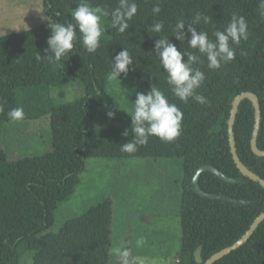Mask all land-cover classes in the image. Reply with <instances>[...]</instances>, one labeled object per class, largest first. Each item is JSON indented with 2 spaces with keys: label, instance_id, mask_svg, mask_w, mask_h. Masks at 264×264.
Wrapping results in <instances>:
<instances>
[{
  "label": "trees",
  "instance_id": "16d2710c",
  "mask_svg": "<svg viewBox=\"0 0 264 264\" xmlns=\"http://www.w3.org/2000/svg\"><path fill=\"white\" fill-rule=\"evenodd\" d=\"M42 1L49 18L46 24L0 37V264H25L27 256L31 264H112L111 199L69 219L59 231L48 232L61 204L75 194L90 158L182 160L183 238L178 264H199L195 258L199 247L205 264L213 255L238 242L264 213V187L238 169L229 136L234 100L243 93H254L262 113L258 146L264 151V17L260 15L264 9L260 8V0H135L138 13L129 21L125 33L119 34L112 28V37L101 38L94 54L88 53L78 39L69 56L54 64L43 58L36 60L38 53L42 57L50 54L45 52L49 48L50 23L71 22L72 10L82 2L110 12L119 0ZM157 2L161 7L159 15L152 12ZM197 12L210 17L207 24L203 18L193 24L197 32H207L210 40H215V31H224L233 13L243 16L248 25V39L233 45L236 55L232 62L211 70L206 57L201 56V62L193 65L206 77L197 89V94L206 98L205 104L192 98L185 103L175 97L156 51V41L166 38L182 53L198 55L189 47L191 34L187 30ZM101 19L111 25L110 16ZM180 19L185 21V29L183 39L177 40L176 24ZM156 22L164 25L161 33L149 31ZM124 49L133 59L129 72L135 69L136 94L147 93L155 85L182 111V131L175 142L150 137L147 145L138 146L134 153H125L120 145L132 140V132L124 141L100 136L107 116L108 75L115 56ZM187 59L184 55L185 62ZM74 82L81 84L85 93L74 102L55 106L47 101L43 111L34 114L28 113L19 100L21 89H28V98L35 99L44 88L65 87ZM17 106L24 109L23 120L47 114L52 128L50 151L9 161L2 147L3 127L10 122L7 112ZM254 126L255 108L250 100H244L234 126L238 154L247 168L264 179V157L255 155L251 147ZM203 166L215 167L236 181L228 183L204 172L199 181L203 191L255 204L242 206L198 195L194 178ZM255 242L261 243L260 251L252 248ZM215 264H264V222L247 244Z\"/></svg>",
  "mask_w": 264,
  "mask_h": 264
},
{
  "label": "rangeland",
  "instance_id": "374dc122",
  "mask_svg": "<svg viewBox=\"0 0 264 264\" xmlns=\"http://www.w3.org/2000/svg\"><path fill=\"white\" fill-rule=\"evenodd\" d=\"M48 21L42 0H0V37L32 30ZM101 26V38H111L113 32L109 22L101 19ZM27 90L18 92L19 100L28 113L34 114L42 112L47 101L58 106L85 95L82 85L75 82L65 87L44 88L35 99L28 98ZM136 90L134 71L127 76L121 75L120 80L110 81L106 114L114 112L115 117L106 116L100 136L119 141L130 138L132 122L126 112L131 113ZM38 100H42L40 105ZM51 129L47 114L34 120L5 123L2 147L9 161L50 151ZM125 130L129 131L127 137L123 135ZM182 164L181 159L172 158L88 159L75 194L61 204L55 214V224L48 232L59 231L69 219L84 214L105 199H111L114 210L112 249L127 247L133 256L143 257L146 264H178L183 238L180 216ZM111 263L119 264L112 253ZM25 264H31L29 256Z\"/></svg>",
  "mask_w": 264,
  "mask_h": 264
},
{
  "label": "clouds",
  "instance_id": "9594fccd",
  "mask_svg": "<svg viewBox=\"0 0 264 264\" xmlns=\"http://www.w3.org/2000/svg\"><path fill=\"white\" fill-rule=\"evenodd\" d=\"M260 8L264 9V0H260ZM152 12L155 15L161 13V7L157 2ZM138 13V5L135 0H119L118 6L110 12L99 7H91L86 2L80 3L71 12V22L50 23L51 36L47 43L49 48L45 50L50 53L45 56L37 54L36 60L42 58L48 63H57L63 58L68 57L74 48V42L82 40L85 50L94 54L100 47L103 28L101 26V17L110 16L111 26L117 33L123 34L129 28V21ZM57 16L60 13H56ZM260 15L264 17V12ZM47 19V17H42ZM203 18L204 23L210 22V17L202 16L197 12L191 23H188L187 30L191 34L188 41L189 47L196 50L197 54L182 53L175 44L169 42L166 38L156 41V51L159 54L161 65L167 73V83L171 86V91L175 97L182 102H188L192 98L199 104H205L206 98L197 94L206 77L199 68H194V64L201 62L200 57L204 56L208 62V68L218 70L223 64L232 62L235 59L236 50L233 45H239L241 40L248 39V25L243 16L236 13L232 14L231 21L224 31H215V40H210L207 32H197L193 24H198ZM163 23H153L150 32L161 33ZM77 29L79 35L77 34ZM185 21L180 19L176 24V39H183V30ZM187 55V62L184 60ZM133 64L130 53L124 49L116 56L111 72L108 75L110 81L120 80L121 74L127 76L129 66ZM135 71V69H132ZM131 132L133 138L120 145V149L125 153H134L138 146L147 145L150 137L159 138L162 142H175L181 135L183 113L176 104L170 103L165 94L155 85L151 86L147 93L138 92L133 102L131 113ZM108 117L113 119L114 112H108ZM10 121L18 122L25 118L22 107H13L7 112ZM123 135L127 137L129 131L125 130ZM140 243H143L141 241ZM110 252L116 256L119 264H146L143 257L133 256L131 249L127 247H116Z\"/></svg>",
  "mask_w": 264,
  "mask_h": 264
},
{
  "label": "water",
  "instance_id": "95a60500",
  "mask_svg": "<svg viewBox=\"0 0 264 264\" xmlns=\"http://www.w3.org/2000/svg\"><path fill=\"white\" fill-rule=\"evenodd\" d=\"M244 100H250L255 108V126H254V133H253V138L251 141V147L255 155L259 157H264V151L261 150L258 146V137L260 133V128H261V119H262V113H261V106H260V101L257 95L251 92H246L241 95H239L233 102V107H232V112H231V118L229 120V136H230V146H231V151L233 154L234 161L238 167V169L241 171L243 175L246 177L250 178L251 180L258 182L264 187V179H262L259 175L255 174L252 172L249 168L245 166V164L242 162L239 154H238V149L236 146V138H235V132H234V126L236 123L237 115L239 112V108L241 103ZM204 172H211L218 176L220 179L223 181H226L228 183H236L235 180L228 178L225 176L222 172H220L217 168L212 167V166H203L202 168L199 169L197 172L195 178H194V186L196 189V192L198 195H200L203 198H208L211 200H219V201H225L229 203H233L236 205H242V206H249L255 204L254 202H246V201H241V200H236L224 195H215V194H210L205 191H203L200 187V178L201 175ZM264 222V213L261 214L252 224L251 228L249 231L234 245L223 249L222 251L216 253L213 255L208 261H206L205 264H215L217 261L223 259L224 257L230 255L233 251H236L240 249L242 246L248 243V241L251 239L255 231L258 229V227ZM261 243L260 242H255L252 245V248L254 250L260 251ZM195 258L196 261L199 264L203 263L202 259V247H199L195 253Z\"/></svg>",
  "mask_w": 264,
  "mask_h": 264
}]
</instances>
